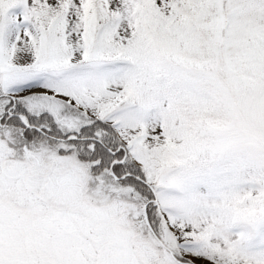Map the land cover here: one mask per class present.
I'll return each mask as SVG.
<instances>
[{
	"label": "snow or ice",
	"instance_id": "snow-or-ice-1",
	"mask_svg": "<svg viewBox=\"0 0 264 264\" xmlns=\"http://www.w3.org/2000/svg\"><path fill=\"white\" fill-rule=\"evenodd\" d=\"M0 264H264V0H0Z\"/></svg>",
	"mask_w": 264,
	"mask_h": 264
}]
</instances>
